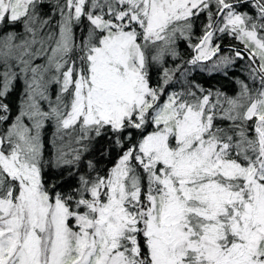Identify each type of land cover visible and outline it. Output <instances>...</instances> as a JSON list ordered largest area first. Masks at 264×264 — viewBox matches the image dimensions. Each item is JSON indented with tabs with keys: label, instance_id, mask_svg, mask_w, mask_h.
I'll use <instances>...</instances> for the list:
<instances>
[{
	"label": "snow or ice",
	"instance_id": "1",
	"mask_svg": "<svg viewBox=\"0 0 264 264\" xmlns=\"http://www.w3.org/2000/svg\"><path fill=\"white\" fill-rule=\"evenodd\" d=\"M0 264H264V0H0Z\"/></svg>",
	"mask_w": 264,
	"mask_h": 264
},
{
	"label": "trees",
	"instance_id": "2",
	"mask_svg": "<svg viewBox=\"0 0 264 264\" xmlns=\"http://www.w3.org/2000/svg\"><path fill=\"white\" fill-rule=\"evenodd\" d=\"M197 34H199V29H197ZM225 45L235 44L237 47H242V45L238 41H234L231 38L227 37L223 41ZM180 50L182 53L190 54V49L187 48L186 43L180 45ZM244 61H239L237 63L236 70L234 72H230L229 78L225 79L221 75H215L212 78H209L206 74L194 73L196 79L201 83H204L205 86L215 85L216 87L222 88L229 95H234L238 91V85L234 83V79L238 76L240 79L246 78V73L242 70L241 65Z\"/></svg>",
	"mask_w": 264,
	"mask_h": 264
},
{
	"label": "rangeland",
	"instance_id": "3",
	"mask_svg": "<svg viewBox=\"0 0 264 264\" xmlns=\"http://www.w3.org/2000/svg\"><path fill=\"white\" fill-rule=\"evenodd\" d=\"M228 38V37H227ZM228 39H230V38H228Z\"/></svg>",
	"mask_w": 264,
	"mask_h": 264
}]
</instances>
